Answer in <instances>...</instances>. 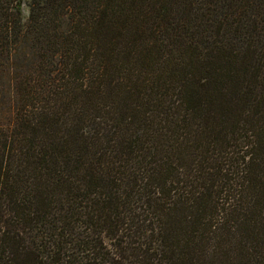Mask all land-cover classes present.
I'll return each mask as SVG.
<instances>
[{
  "label": "trees",
  "instance_id": "trees-1",
  "mask_svg": "<svg viewBox=\"0 0 264 264\" xmlns=\"http://www.w3.org/2000/svg\"><path fill=\"white\" fill-rule=\"evenodd\" d=\"M0 0V264H264V0Z\"/></svg>",
  "mask_w": 264,
  "mask_h": 264
},
{
  "label": "rangeland",
  "instance_id": "rangeland-1",
  "mask_svg": "<svg viewBox=\"0 0 264 264\" xmlns=\"http://www.w3.org/2000/svg\"><path fill=\"white\" fill-rule=\"evenodd\" d=\"M29 2H30V0H24V3H23V15H24V17H27L29 15Z\"/></svg>",
  "mask_w": 264,
  "mask_h": 264
}]
</instances>
